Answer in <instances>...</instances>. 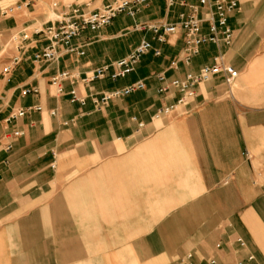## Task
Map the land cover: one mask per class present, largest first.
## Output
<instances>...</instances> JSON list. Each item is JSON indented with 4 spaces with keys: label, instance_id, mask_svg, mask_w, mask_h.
Here are the masks:
<instances>
[{
    "label": "crops",
    "instance_id": "obj_1",
    "mask_svg": "<svg viewBox=\"0 0 264 264\" xmlns=\"http://www.w3.org/2000/svg\"><path fill=\"white\" fill-rule=\"evenodd\" d=\"M115 1L0 0L22 5L0 16L2 69L22 58L9 75L0 72V264H176L186 254L193 264H235L248 254L264 264V0H238L227 21L232 44L203 45L189 64L181 58V32L159 44L138 27L177 24L191 0L170 8L148 0L134 17L122 14L83 32L71 43L76 53L60 47L54 61H33L47 45L39 32L63 7L92 12ZM206 13L199 15L206 20ZM22 33L24 51L7 50L10 37ZM143 40L160 56L150 52L132 74L110 80L113 64ZM218 57L238 73L230 86L217 76L196 87L188 107L155 118L179 99L174 89L158 92V75L167 86ZM103 67L104 78L84 81ZM64 72L70 78L59 95L50 82ZM136 82L145 89L94 109L90 98ZM31 89L38 93L23 95ZM21 109L29 111L5 123ZM15 130L23 136L12 139ZM230 196L241 213L214 214L230 209ZM237 237L244 250L233 244Z\"/></svg>",
    "mask_w": 264,
    "mask_h": 264
},
{
    "label": "built area",
    "instance_id": "obj_2",
    "mask_svg": "<svg viewBox=\"0 0 264 264\" xmlns=\"http://www.w3.org/2000/svg\"><path fill=\"white\" fill-rule=\"evenodd\" d=\"M194 4L188 6L189 12L187 14L179 15V22L177 24H159L148 26L146 24L140 25L139 30H148L151 32L153 40L159 44L166 42L167 38L174 36L179 32L183 35L184 47L181 53L182 61L185 64H189L191 59L198 55L200 47L207 44H222L228 47L233 42V32L230 30L227 21L234 11L239 7L238 0H191ZM3 3H6L2 5ZM0 4V16L7 17L22 9V5L11 2H3ZM148 3V0H117L112 4H109L101 10L87 12L79 7H63L62 10L55 15L47 26L43 28L39 33L47 41L46 47L39 53L33 56L34 62H51L56 59L57 49L62 47L69 53H76V49L71 48V43L76 38L85 32H97L111 24V22L119 15H126L134 17L143 9ZM166 5L170 8L177 4L186 6V4L178 0H165ZM53 8H58L57 3L52 5ZM200 10H205L208 18L205 20L199 15ZM208 23V34L202 33V26L204 23ZM27 40V36L22 33L19 35H12L8 42L5 44L7 50L14 49L16 51H24L21 47L22 42ZM152 52L154 56H160V50L154 49L150 42L141 41L134 50L124 59L113 64L114 69L108 78L112 81L124 78L132 74L141 58L148 53ZM82 55L83 53H79ZM22 61L21 56H13L9 62L3 67L2 74L9 75L11 71L18 66ZM174 64V63H173ZM172 64V65H173ZM109 68L103 67L97 69L93 74L86 78L84 81H93L102 79L108 74ZM238 73L230 66L226 65L222 57H218L214 60L212 65L203 66L198 73H188L183 80L174 79L171 80L167 86V80L163 75H158L157 80L163 87L159 89V93L167 92L169 89H174L179 93V99L174 106H167L159 109L156 112L155 118L158 120L165 119L171 116L177 107L185 108L190 105L195 98V89L199 84L207 83L217 76H223L225 84L230 86L237 78ZM70 75L67 72L57 74L51 79V85L55 88L57 94H64L62 88L63 82L69 80ZM145 89L143 82H136L124 89L115 90L102 94L99 98H90L91 103L95 110L101 111L106 108L112 100L124 98L138 91ZM36 89L25 90L23 95L37 94ZM69 95L73 101L77 100L74 91H71ZM82 105L84 100H78ZM34 111L41 112V107L37 106L33 108ZM29 110H18L15 113L9 115L5 120L6 124H11L17 120L23 118ZM51 116H55V112H51ZM142 127L141 124L138 125ZM23 132L15 130L12 133V139L21 138ZM12 148L11 143H7L4 146L6 151ZM264 189V185H263ZM233 244L244 250L246 243L242 238H235ZM221 245H216V249H220ZM176 264H193V255L186 254L182 258H179ZM207 264H217L216 260L210 259ZM235 264H256L255 257L253 255H246L242 260L237 261Z\"/></svg>",
    "mask_w": 264,
    "mask_h": 264
},
{
    "label": "rangeland",
    "instance_id": "obj_3",
    "mask_svg": "<svg viewBox=\"0 0 264 264\" xmlns=\"http://www.w3.org/2000/svg\"><path fill=\"white\" fill-rule=\"evenodd\" d=\"M4 4H6V3H3L2 5H4ZM4 51V48L2 49H0V72H1V69H2V65H3V60L6 58V53H5V51ZM0 79H3V77H2V74L0 73ZM4 107V103L2 102V100L0 99V121H1V119L3 118V114H4V110L5 109H3L2 111H1V107ZM230 198H231V202H230V209L229 210H215L214 211V214H216L217 216H220V217H222V216H227V217H230V218H234V216L236 217V216H238L241 212L240 211H238V210H234L233 208L235 207V206H237V204H236V201L234 202V200L236 199V196H230ZM239 229H241L240 227H239V225L238 226H236V230H239ZM231 233V232H230ZM233 233V232H232ZM229 246L231 245V243H227ZM174 260V262L177 260V259H173ZM173 262V263H174ZM156 264H158V263H156ZM159 264H161V263H159Z\"/></svg>",
    "mask_w": 264,
    "mask_h": 264
}]
</instances>
